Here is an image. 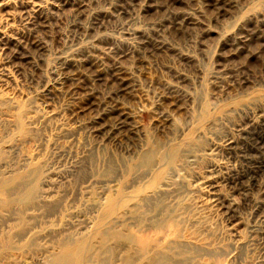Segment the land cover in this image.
<instances>
[{
    "label": "rangeland",
    "instance_id": "1",
    "mask_svg": "<svg viewBox=\"0 0 264 264\" xmlns=\"http://www.w3.org/2000/svg\"><path fill=\"white\" fill-rule=\"evenodd\" d=\"M0 28V264H264V0H0Z\"/></svg>",
    "mask_w": 264,
    "mask_h": 264
},
{
    "label": "bare ground",
    "instance_id": "2",
    "mask_svg": "<svg viewBox=\"0 0 264 264\" xmlns=\"http://www.w3.org/2000/svg\"><path fill=\"white\" fill-rule=\"evenodd\" d=\"M105 1V0H104ZM30 2V1H29ZM31 3V2H30ZM45 6V5H44ZM41 5L39 3H33V8L38 12L41 9ZM79 7V6H78ZM47 8V7H46ZM48 9V8H47ZM31 10V9H30ZM33 10V9H32ZM42 10H44L42 8ZM41 11V10H40ZM39 11V12H40ZM93 11V10H92ZM33 12V11H32ZM83 13V12H82ZM35 14V13H34ZM96 14V13H95ZM44 16V15H43ZM42 16V18H43ZM91 16V15H90ZM49 17V16H48ZM34 18V17H33ZM47 18V17H46ZM48 19V18H47ZM92 25V23H91ZM38 27V26H37ZM2 31L0 28V35ZM3 36V35H2ZM3 38V37H2ZM7 44V43H6ZM17 53V52H16ZM71 57V56H70ZM14 58V57H13ZM123 122V121H122ZM119 126V125H118ZM249 135L250 144L252 148L258 150L260 154L256 157L257 161L255 162L258 165V168L264 170V115H262L258 121V123L247 133ZM247 137V136H246ZM232 144V143H231ZM237 144V143H236ZM249 144V145H250ZM230 146V145H229ZM246 147V146H245ZM251 148V149H252ZM247 152V151H246ZM240 153V152H239ZM253 154V152H252ZM242 158V157H241ZM255 160V159H254ZM247 161V160H246ZM252 161V160H251ZM252 171V170H250ZM250 174V173H249ZM257 174V173H256ZM255 179V178H254ZM256 180V179H255ZM260 186V185H259ZM143 247H146L144 242L142 243ZM80 262L79 255L70 249L69 246H66L62 255L59 256L54 264H78ZM88 263V262H87Z\"/></svg>",
    "mask_w": 264,
    "mask_h": 264
}]
</instances>
